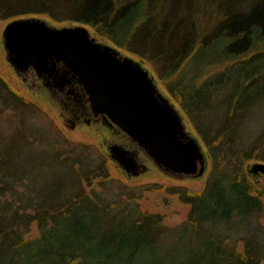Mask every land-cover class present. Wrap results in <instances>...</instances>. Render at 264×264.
I'll return each instance as SVG.
<instances>
[{"label":"trees","instance_id":"16d2710c","mask_svg":"<svg viewBox=\"0 0 264 264\" xmlns=\"http://www.w3.org/2000/svg\"><path fill=\"white\" fill-rule=\"evenodd\" d=\"M24 16L87 25L146 61L209 169L199 191L133 190L88 145L50 140L44 159L38 107L0 77V117L11 111L0 126V264H264L263 176L246 169L264 162V0H0V21ZM159 188L189 205L184 221L142 208Z\"/></svg>","mask_w":264,"mask_h":264},{"label":"water","instance_id":"95a60500","mask_svg":"<svg viewBox=\"0 0 264 264\" xmlns=\"http://www.w3.org/2000/svg\"><path fill=\"white\" fill-rule=\"evenodd\" d=\"M2 41L16 72L28 64L37 70L63 64L65 75L72 74L83 86L93 111L105 114L142 146L157 167L185 176L205 171L200 141L186 130L182 115L141 61L98 41L83 24L54 26L35 16L10 20ZM115 152L117 159L121 154ZM246 169L253 177H264L262 161Z\"/></svg>","mask_w":264,"mask_h":264},{"label":"rangeland","instance_id":"374dc122","mask_svg":"<svg viewBox=\"0 0 264 264\" xmlns=\"http://www.w3.org/2000/svg\"><path fill=\"white\" fill-rule=\"evenodd\" d=\"M27 17V16H26ZM41 19H44L49 24L54 26H62L69 24H79L74 22H56L48 18L47 16H35ZM10 20L0 21V77L7 80V82L13 86L19 93L23 95V97L30 103L36 105L38 107V112H36L33 116H31L35 123L38 126H42L48 131V135L44 133H39V137L41 138V144L44 149L43 158L46 159L48 157V150L50 146H52V141H60L63 147H74L73 143L88 145L87 151L85 154H89L91 158H93L94 163L100 160L101 154L104 151H108L105 145L100 144V140L97 139V136L93 132L92 129L88 127H80L77 129H69L64 126L62 119L60 118V110L59 104L46 91H41L36 87L32 89L26 82H23L21 77L15 73L13 67L6 60V53L3 47L2 41V33L5 25ZM90 32L92 36H94L98 41L108 43L114 47L111 42L102 39L94 34V31L91 27L84 25ZM118 51L122 55H126L132 57L133 59L139 60L142 62L145 68L149 70L151 75L154 77L156 86L158 90L166 96L178 109L180 115L183 117V121L185 123L186 130L191 133V135L197 137L195 131L192 128V125L187 120L186 116L180 109L179 105L170 97L168 92L165 90L161 82L158 80L156 74L153 69L149 66V64L141 60L135 54H132L124 49L118 48ZM261 108L255 110V112L261 113ZM263 112V111H262ZM11 111L10 109H6L3 111V114L0 117V126L3 128L6 127V130L9 129L8 121L11 119ZM261 115V114H260ZM257 116L253 119V128H258L261 126L263 117ZM55 140H53V139ZM198 138V137H197ZM199 140V138H198ZM200 141V140H199ZM201 144V141H200ZM202 145V144H201ZM76 146V145H75ZM202 149L205 153V148L202 145ZM109 160V159H108ZM254 161H250L252 163ZM52 163H57L56 160L53 159ZM209 169V165L206 160V169L202 175L199 176H185V177H175L173 175L162 172L157 169L155 166L151 165L149 171L139 174L138 176H126L117 165L111 160L109 161V172L110 175L116 179H119V183L126 184L129 188L136 190L140 186L150 185V184H161L167 186H184L187 187L190 191H199L202 189L204 185V181L206 179V175ZM261 183H264V177H260ZM95 184V183H94ZM120 185V184H119ZM135 188V189H134ZM94 189L97 191L100 190V186L97 184L94 185ZM87 190H91V186L87 187ZM140 205L143 209H146L149 212L159 213L164 216V221L166 225L175 226L182 221L185 220L187 212L189 210V205L182 203L178 200L176 195H171L166 193L163 189H154V190H145L144 195L138 199ZM38 235V230L36 225L33 223L30 231L28 232V237H35Z\"/></svg>","mask_w":264,"mask_h":264},{"label":"flooded vegetation","instance_id":"af4514ba","mask_svg":"<svg viewBox=\"0 0 264 264\" xmlns=\"http://www.w3.org/2000/svg\"><path fill=\"white\" fill-rule=\"evenodd\" d=\"M54 68L48 65L44 70H37L32 64H28L17 72L14 71L32 89L38 87L39 90L46 91L55 98L60 105L59 115L65 127L72 130L80 127L92 129L100 144L108 149L103 154L126 176H138L149 171L150 166L153 165L164 173L185 177L181 173L157 167L142 146L112 123L105 114L93 111L83 86L72 74L65 75L63 64H56ZM115 150L121 154L117 159ZM126 167L129 169L127 170Z\"/></svg>","mask_w":264,"mask_h":264}]
</instances>
